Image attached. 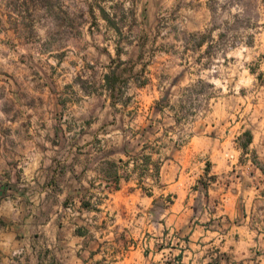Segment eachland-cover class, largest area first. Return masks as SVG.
Returning <instances> with one entry per match:
<instances>
[{
    "label": "rangeland",
    "instance_id": "1",
    "mask_svg": "<svg viewBox=\"0 0 264 264\" xmlns=\"http://www.w3.org/2000/svg\"><path fill=\"white\" fill-rule=\"evenodd\" d=\"M242 54L264 56V0H0V264H32L36 185L139 149L147 102L224 96Z\"/></svg>",
    "mask_w": 264,
    "mask_h": 264
},
{
    "label": "crops",
    "instance_id": "2",
    "mask_svg": "<svg viewBox=\"0 0 264 264\" xmlns=\"http://www.w3.org/2000/svg\"><path fill=\"white\" fill-rule=\"evenodd\" d=\"M223 91L183 119L145 103L139 149L36 185L32 264H264V56L236 57Z\"/></svg>",
    "mask_w": 264,
    "mask_h": 264
}]
</instances>
